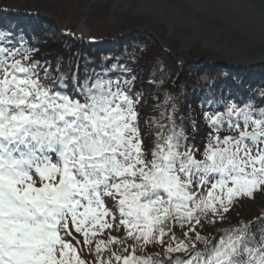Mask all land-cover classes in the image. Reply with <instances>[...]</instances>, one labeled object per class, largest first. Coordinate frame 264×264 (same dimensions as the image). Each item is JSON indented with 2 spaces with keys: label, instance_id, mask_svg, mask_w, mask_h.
<instances>
[{
  "label": "snow or ice",
  "instance_id": "obj_1",
  "mask_svg": "<svg viewBox=\"0 0 264 264\" xmlns=\"http://www.w3.org/2000/svg\"><path fill=\"white\" fill-rule=\"evenodd\" d=\"M39 68L23 42L0 47V264H111L103 258L110 245L132 249L112 253L122 264H264V229L259 240L251 233L264 217L218 229V239L197 231L264 193V107L228 102L222 112L205 111L210 131L201 151L176 124L173 106L160 113L167 125L151 121L157 131L146 151L140 96L129 94L134 78L89 84L73 76L71 96L56 90L68 87L63 76L44 68L41 77ZM175 227L186 229L184 240ZM105 230L124 235L96 240ZM165 237L162 257L135 255L164 246Z\"/></svg>",
  "mask_w": 264,
  "mask_h": 264
},
{
  "label": "trees",
  "instance_id": "obj_2",
  "mask_svg": "<svg viewBox=\"0 0 264 264\" xmlns=\"http://www.w3.org/2000/svg\"><path fill=\"white\" fill-rule=\"evenodd\" d=\"M68 9L75 10L76 17L81 21L88 16L84 12V5L75 7L71 0H0V33L6 34L5 39L0 40V47L19 48L23 42L24 47L31 50L32 60L40 62V76L43 77L44 68L49 69L53 78L63 76L64 84L68 87L56 85V90L71 96H75L77 92L73 87L76 83L73 76L80 83L89 84L98 76L113 81L119 79L121 83L125 78H134L129 94L140 96L141 102L137 109L146 151H150L157 131V126L151 121L159 120L167 125L168 121L161 119L160 113L171 112L173 106L176 110V124L184 127L189 136L188 142L194 143L201 151L210 131L203 119L205 111L222 112L228 102L240 107L246 103H252L256 108L264 107L261 104V99L264 98L261 95L264 93L263 61L242 57L236 60L224 56L223 48L219 46L206 50L201 44L192 45L191 54L181 56L177 42L168 40L171 38L168 33L167 38H159L155 28L149 27V21L166 27L151 15L141 16L139 13L123 11L115 14L112 11L107 17L96 19L88 26L80 22L81 26L68 28V24H64L57 15H63ZM99 27L106 29L107 33L98 34ZM124 68L128 71H122ZM44 83L51 86L53 80H45ZM166 98H170L167 103ZM229 134L227 131L220 133L221 136ZM261 194L264 193L257 192L253 199L239 200L222 223H205L203 227L197 226V231L201 236L218 239V229L264 217V214L252 211L255 207L252 203L257 204L256 198ZM107 206L112 208V201H107ZM260 229H264V220L251 228V233L255 234L257 240L261 234ZM184 231L186 229L175 227L173 234L177 240H184ZM109 233L114 237L124 235L123 230H105L97 235L96 240H107ZM164 239V246L151 244L143 250L137 248L135 255L153 259L162 257L164 248L171 242L169 237ZM91 247L94 250L95 243ZM123 247L110 245L104 251L103 258H111V264H122V261L117 262L112 257V253L128 255L132 252L131 248L124 252ZM204 247L203 244L197 245L201 251ZM172 255L173 258L186 257L185 253ZM83 256L90 262L95 260L86 247L83 248Z\"/></svg>",
  "mask_w": 264,
  "mask_h": 264
},
{
  "label": "water",
  "instance_id": "obj_3",
  "mask_svg": "<svg viewBox=\"0 0 264 264\" xmlns=\"http://www.w3.org/2000/svg\"><path fill=\"white\" fill-rule=\"evenodd\" d=\"M73 1L75 7L84 5V12L88 16L81 21L76 17L75 10H69L71 7L63 15L57 13L58 18L68 24V28H76L81 26V23L88 26L96 19L107 17L112 11L115 14L123 11L139 13L141 16L151 15L150 17L157 18V21L166 27L150 21L149 27L155 28L159 38H167L170 35L168 40L177 42L181 56L189 54L192 45L201 44L206 50L219 46L223 48L224 56L236 60L242 57L264 62V0H187L192 4V14L189 13L188 16V11H183L180 17L172 16L167 6L163 7V2H158L159 0H71ZM199 15L211 17L216 23L213 26L208 22L203 27L195 26L191 16L194 19ZM99 30L98 34L106 32L102 27Z\"/></svg>",
  "mask_w": 264,
  "mask_h": 264
},
{
  "label": "flooded vegetation",
  "instance_id": "obj_4",
  "mask_svg": "<svg viewBox=\"0 0 264 264\" xmlns=\"http://www.w3.org/2000/svg\"><path fill=\"white\" fill-rule=\"evenodd\" d=\"M150 1V0H149ZM162 1L163 2V7L167 6V10H169L172 14V16L175 17H180L183 11H188V16L190 15L189 13L192 14V9H191V3L187 0H159L158 2ZM191 20L193 21L192 23L195 26L200 25L201 27H203L204 24H206L207 22L209 24L212 23V26L214 25V22L211 17H206V16H195L194 19L191 16ZM183 21H189L186 19H183Z\"/></svg>",
  "mask_w": 264,
  "mask_h": 264
},
{
  "label": "rangeland",
  "instance_id": "obj_5",
  "mask_svg": "<svg viewBox=\"0 0 264 264\" xmlns=\"http://www.w3.org/2000/svg\"><path fill=\"white\" fill-rule=\"evenodd\" d=\"M256 203L257 204L252 203V205L255 206L252 211H256L259 214H264V194H261L260 197L256 198Z\"/></svg>",
  "mask_w": 264,
  "mask_h": 264
}]
</instances>
